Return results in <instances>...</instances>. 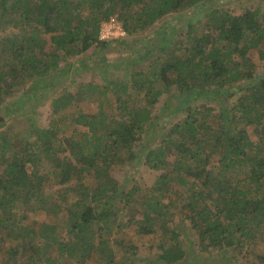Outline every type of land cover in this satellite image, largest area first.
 I'll return each instance as SVG.
<instances>
[{
  "label": "trees",
  "instance_id": "1",
  "mask_svg": "<svg viewBox=\"0 0 264 264\" xmlns=\"http://www.w3.org/2000/svg\"><path fill=\"white\" fill-rule=\"evenodd\" d=\"M217 1L0 0V104L16 97V109H5L14 130L0 121L6 264H136L124 222L158 241L154 264H264V72L248 64L253 50L264 62V0L236 12ZM176 15L181 35L164 22ZM110 19L124 36L99 40ZM157 24L158 43L144 34ZM91 48L102 62L119 55L112 77L55 97ZM216 94L218 110L209 104ZM49 98L46 127L16 113ZM85 102L91 113L79 111ZM140 163L158 173L145 189L111 175ZM37 213L54 220L37 222Z\"/></svg>",
  "mask_w": 264,
  "mask_h": 264
},
{
  "label": "rangeland",
  "instance_id": "2",
  "mask_svg": "<svg viewBox=\"0 0 264 264\" xmlns=\"http://www.w3.org/2000/svg\"><path fill=\"white\" fill-rule=\"evenodd\" d=\"M250 0H218L215 4V7H217L220 10H231V11H238V8L236 6L243 4V5H250ZM211 5V4H208ZM235 7V9H234ZM200 8L195 11H199ZM171 18V17H170ZM168 19V18H167ZM199 20H202L201 18ZM197 21V18L195 20H193V22ZM165 23L168 22L169 25H175V27L178 28V35H181L183 33H185L187 31V27H186V22H184V18L183 17H179V16H174V18L168 19L167 21H164ZM199 22V21H198ZM203 23V22H202ZM198 24V23H197ZM157 30H160V26L159 24H157L156 26H152L151 28H149L144 34L145 35H150L153 42H159L161 40V35L157 34H153L154 32H156ZM165 35L168 36V34L165 33ZM165 36L166 39H168V37ZM177 38V37H176ZM179 39V38H178ZM93 49L91 48L90 50H88L85 54L78 56L74 59L79 60V71L78 73H76L75 75H69L66 79H64L62 82H60L56 92H55V97L59 96L60 94L63 93L64 88L66 87L67 91L69 90H74L75 88H77V86H80L82 83H96L98 85H100L101 87L103 86L104 81H107L106 78H111L112 76H110L109 74V70H111L112 66L114 68L115 66V58H117V56H119L118 54H113V53H109L107 54V58H108V62H102L100 61L98 58L100 57L99 53L98 54H94L93 53ZM131 56L132 52L129 53ZM124 58V57H121ZM74 59H70V60H74ZM122 60V59H121ZM97 61V62H96ZM249 65H253L255 66V73L257 75L263 74L264 72V62H262L260 60V58L258 57L257 51L253 50L250 52L249 54V61H248ZM104 79V81H103ZM49 94H47L48 96ZM218 95V94H216ZM240 94H234L233 96L230 97L229 99V104L236 105L240 102ZM217 100L209 103L210 106H214L215 110H218L220 108H222V102H223V97L219 94L217 96ZM49 102H50V98L47 99L46 101H43L41 104L38 105L37 109H35L32 106H26L24 108H20L18 110H16V113H24L27 112L29 115H34L35 114V121L37 123L38 126L40 127H46L49 124L50 121V107H49ZM16 97H8L5 99V101H3L0 104V121L4 118H6L7 122L10 120L11 126L13 127V130L15 128V121H13L14 119V111L12 112V114H8L7 116L5 115V109L6 108H11L12 110L16 109ZM197 105H200L201 103H195ZM80 110L84 113H91V111H93V106L90 104H87V102L85 103H81L79 105ZM184 114H177V116L173 117L171 122H179L184 118ZM5 115V116H4ZM227 116L230 117V115L227 114ZM161 122V121H160ZM171 126V123H166L165 125V129H163V133L165 132V130L169 129ZM161 139V136L159 137L158 140H154L152 141V143L150 144L152 146V148H157V146H159V140ZM145 143V141H144ZM143 144V142H142ZM141 146V143L135 148L136 152H139V148ZM158 173L155 171H150L148 170V168H146V166L142 163L138 164V165H134V167H124V168H120V167H115L111 170V175L114 177V179L123 187L125 186L126 188H130L133 185H137L138 187H140L141 189H145V186L150 185L153 180L155 179L156 175ZM145 185V186H144ZM175 189H177L178 191H183L182 187L175 185L174 186ZM58 187H55V189H57ZM54 189V188H53ZM52 193V188L50 189L49 194ZM175 220L174 222L176 223L180 218H182L181 214L177 211V209L175 210ZM32 218L36 219L37 222H51L52 217L45 215V213H37L34 214L32 216ZM120 218V217H118ZM56 222V221H55ZM123 223V220L120 221V224ZM124 222L122 224L121 230L125 233H127L128 237L131 238L132 242L137 246L138 249V257L135 258V262H137L136 264H154L156 261V254L158 251V241L155 238L149 237V236H137L134 234V230L135 227L134 226H130L127 227L128 225L125 226ZM185 225H181V227H184ZM181 227H177L178 229L181 230ZM1 230V229H0ZM117 231V230H115ZM185 231V229H184ZM2 233H4L5 231H0ZM1 233V234H2ZM186 233L189 234V236L192 234L191 231L189 230V228L186 226ZM189 236L187 237V241L189 242ZM258 248L262 251V249L264 250V246H260L258 245ZM115 252L116 255H118L120 253V246L119 245H115ZM147 259V261H146ZM122 260V258L120 259ZM142 260V261H141ZM245 261L251 263L253 261L252 255L250 252L245 251ZM148 262V263H147ZM0 264H6V261L3 260L2 258H0ZM66 264H72V263H66ZM120 264H124V263H120Z\"/></svg>",
  "mask_w": 264,
  "mask_h": 264
},
{
  "label": "built area",
  "instance_id": "3",
  "mask_svg": "<svg viewBox=\"0 0 264 264\" xmlns=\"http://www.w3.org/2000/svg\"><path fill=\"white\" fill-rule=\"evenodd\" d=\"M99 40H105L115 36H124V32L113 19L103 22L99 29Z\"/></svg>",
  "mask_w": 264,
  "mask_h": 264
}]
</instances>
